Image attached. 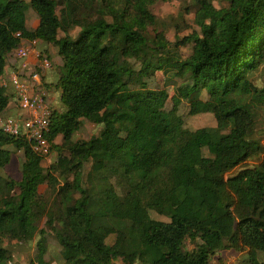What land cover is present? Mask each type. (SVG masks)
Listing matches in <instances>:
<instances>
[{
  "label": "trees",
  "instance_id": "obj_1",
  "mask_svg": "<svg viewBox=\"0 0 264 264\" xmlns=\"http://www.w3.org/2000/svg\"><path fill=\"white\" fill-rule=\"evenodd\" d=\"M156 1L0 0V79L24 41L57 47L64 106L50 121L47 137L58 151L50 167L24 137L0 131V264H13V244L38 238L29 264H49L45 228L62 264H211L220 253L264 264V143L250 132L254 104H264V85L256 84L264 0H218L220 8L196 0L200 31L177 43L193 45L187 58L150 33ZM28 11L38 17L35 29ZM160 72L182 100L166 115L158 110L167 89L149 106ZM9 101L0 86V115ZM183 103L189 116L212 114L216 125L189 129ZM121 111L126 116L116 118ZM85 122L102 130L76 140ZM9 148L23 152L20 179L2 174Z\"/></svg>",
  "mask_w": 264,
  "mask_h": 264
},
{
  "label": "rangeland",
  "instance_id": "obj_2",
  "mask_svg": "<svg viewBox=\"0 0 264 264\" xmlns=\"http://www.w3.org/2000/svg\"><path fill=\"white\" fill-rule=\"evenodd\" d=\"M202 2L212 3L217 8H220L221 5L218 0H201ZM153 13L156 15L158 19V23L155 27L150 28V33L153 34L156 32L163 34L166 41H168L171 45H177L179 41H182L185 37L191 36L200 31L199 26L196 23V16L200 10V6L197 4L196 0H168L161 1L157 0L155 4L151 7ZM38 17L33 11L27 12V25L31 29H33L36 24ZM80 29H75L71 32L72 37H76L79 33ZM51 49L54 51H58L57 47L51 46ZM178 51V54L182 58H187L193 49V45L188 43L186 46H178L175 48ZM51 50V51H52ZM51 56V55H50ZM49 56V57H50ZM57 56V55H56ZM56 59L57 65L54 67V71H52L45 79V86L47 89L56 85L60 75H61V61L60 58ZM52 60V58H50ZM55 69L57 72L55 73ZM165 75L163 73H158L154 80L150 84V89L152 94L150 95L151 99L149 102V106L151 109H155V104L158 100V95L155 94L157 91L167 89L170 93L168 101L164 107V109L158 110L161 114L166 115L167 112L174 106L179 104L182 100L179 95L176 93L175 88L169 84L166 86ZM256 84L258 87L262 88L264 85V67L260 69V71L256 75ZM206 96L204 95V98ZM182 103V102H181ZM58 110H64V106L62 100L59 98L58 101L54 105ZM254 125L251 129V138L261 139L264 143V104L263 105H255L254 104ZM181 114L184 116L186 126L189 129L195 130L203 127H213L216 125L215 118L212 114H201L198 116H189L188 108L185 103L181 106ZM116 118H124L126 116V112L121 111L117 113ZM102 130L101 126H96L89 122H85V125L82 129L75 135L76 140H89L92 137L97 136ZM58 144L62 143V137H59L57 140ZM13 150V158L11 163L2 170V174L7 176L8 178L20 179L21 178V166L23 162V152L15 151L13 148H9ZM58 159V151L53 150L47 158H45L43 165L45 167H50L51 164L55 163ZM252 164V163H251ZM91 164H86L85 173L87 174L90 170ZM205 169L207 172H211L213 169V164L210 160L205 162ZM45 187L41 188V192H44ZM174 205H178V202L174 199ZM152 217L155 219L166 220V218L156 215L152 213ZM47 231V253L45 255V259L49 264H62L63 259L61 256V247L59 242L55 239L53 232L50 228H45ZM39 240L36 239L32 244L29 245H14L13 249L15 250L13 254V264H29L30 261L34 258L36 254V243ZM108 243L112 244L114 242V236H111L108 240ZM192 243L188 242V249H192ZM248 258L247 255L243 254H233L229 253L225 256V258L219 259L216 257L211 264H246V260ZM260 260L264 261V257L260 254ZM117 263H121V259L116 261ZM140 264V263H137Z\"/></svg>",
  "mask_w": 264,
  "mask_h": 264
},
{
  "label": "built area",
  "instance_id": "obj_3",
  "mask_svg": "<svg viewBox=\"0 0 264 264\" xmlns=\"http://www.w3.org/2000/svg\"><path fill=\"white\" fill-rule=\"evenodd\" d=\"M15 53L22 60V71L19 75H12L10 82L19 107L26 116L14 118L0 115V131L16 139L24 137L34 152L47 158L51 154L47 136L54 109L48 100V91L42 83V77L53 64L49 56L31 45L20 46ZM32 58L36 61L34 65L30 64ZM0 86L3 89L8 87L2 78Z\"/></svg>",
  "mask_w": 264,
  "mask_h": 264
},
{
  "label": "crops",
  "instance_id": "obj_4",
  "mask_svg": "<svg viewBox=\"0 0 264 264\" xmlns=\"http://www.w3.org/2000/svg\"><path fill=\"white\" fill-rule=\"evenodd\" d=\"M36 21L38 23V20H36ZM36 26H37V24H36ZM35 27H34V29H35ZM26 45L33 46L36 50H38L41 53L46 54L47 56L51 55L50 58H52L51 62L53 64V66L49 70H47L42 77V83H43L44 87H46L45 86V79L52 71H54V67H56V65H57V62H56V59L54 58V56L59 58L58 56H56L58 51H55V50L53 51L51 49L50 45H47L41 41H33V42L24 41L21 46H26ZM60 61H61V59H60ZM35 63H36V61L33 58L30 59V64L34 65ZM21 65H22V60L17 58L15 50H14L7 57L5 72H4V75L1 77L8 85V87L4 88V89H5L6 94L10 98L9 106L5 112V116H10V117H14V118H21V117L26 116V113L24 111H22L19 107V104H18L17 99H16L15 94H14V88L10 82L12 75L21 74V71H22ZM61 65H62V62H61ZM55 70H56L55 71V73H56L57 69H55ZM47 91H48V100L51 103L53 109L56 110L57 108L54 105L58 101L59 98L61 99V91L56 87V85L47 89ZM227 254H229V253H220L216 257H218L219 259H222V258H225V256ZM216 257H214V259Z\"/></svg>",
  "mask_w": 264,
  "mask_h": 264
}]
</instances>
